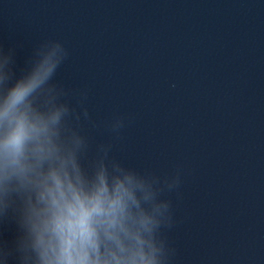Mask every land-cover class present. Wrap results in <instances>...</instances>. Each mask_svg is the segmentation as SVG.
I'll return each instance as SVG.
<instances>
[{
    "label": "clouds",
    "instance_id": "1",
    "mask_svg": "<svg viewBox=\"0 0 264 264\" xmlns=\"http://www.w3.org/2000/svg\"><path fill=\"white\" fill-rule=\"evenodd\" d=\"M67 57L44 38L17 72L15 50L0 47V221L16 225L0 239V264H173L167 194H178L181 170L136 169L111 142L93 145L87 89L55 79ZM127 120L107 122L113 139Z\"/></svg>",
    "mask_w": 264,
    "mask_h": 264
}]
</instances>
